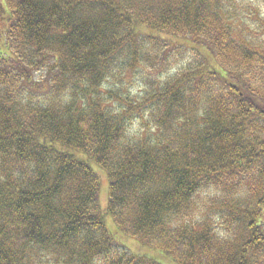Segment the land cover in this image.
I'll list each match as a JSON object with an SVG mask.
<instances>
[{
    "label": "trees",
    "instance_id": "trees-1",
    "mask_svg": "<svg viewBox=\"0 0 264 264\" xmlns=\"http://www.w3.org/2000/svg\"><path fill=\"white\" fill-rule=\"evenodd\" d=\"M230 1L5 0L0 264H162L107 214L175 264H264V43Z\"/></svg>",
    "mask_w": 264,
    "mask_h": 264
},
{
    "label": "rangeland",
    "instance_id": "rangeland-1",
    "mask_svg": "<svg viewBox=\"0 0 264 264\" xmlns=\"http://www.w3.org/2000/svg\"><path fill=\"white\" fill-rule=\"evenodd\" d=\"M232 4H234V12H236L242 19V24L244 27H247L249 33H253L254 36H257L256 43L263 44L264 43V0H231ZM3 11V12H2ZM3 17L1 18V15ZM9 11L6 6L5 0H0V53L6 51L5 44V33L7 29V21L9 18ZM6 27V28H5ZM5 31V33H4ZM257 45V44H256ZM1 55V54H0ZM140 74L137 77H146L145 74ZM144 79H140L137 81L145 85L142 81ZM132 91V89H131ZM138 87L134 86V94L137 95ZM95 171L101 177V188H100V206L101 208L107 210L108 202H109V179L106 172L91 162ZM214 190L206 191L202 193L201 200L203 201L208 196L214 194ZM201 201V203H202ZM202 205V204H200ZM106 225L108 230L113 235V238L125 245L132 253L145 255L147 257L153 258L162 264H175L170 256L165 255L161 250L147 247L141 245L137 238H132L125 233L119 231L117 224L113 218L112 214H107Z\"/></svg>",
    "mask_w": 264,
    "mask_h": 264
}]
</instances>
